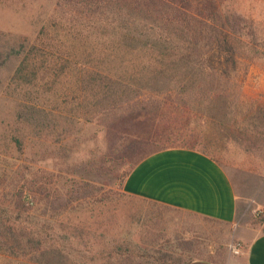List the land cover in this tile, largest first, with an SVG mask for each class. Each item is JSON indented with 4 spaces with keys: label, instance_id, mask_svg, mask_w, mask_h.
Masks as SVG:
<instances>
[{
    "label": "rangeland",
    "instance_id": "1",
    "mask_svg": "<svg viewBox=\"0 0 264 264\" xmlns=\"http://www.w3.org/2000/svg\"><path fill=\"white\" fill-rule=\"evenodd\" d=\"M57 1L0 0V176L3 172H15L14 179L7 176L0 180V195L5 194V201L12 199L14 180L30 176L31 171L38 170L40 177H47L48 173L52 183L61 185L73 178L70 172H74L75 164L87 163L81 177L96 191L94 201L54 219L58 236L71 256H88L94 264H183L193 259L226 257L228 245L234 240L232 226L128 197L113 179L96 173L105 152L103 125L91 117L67 116L64 109L69 102L82 101L68 92L81 83L87 84L81 72L82 78L73 77L75 71L72 74L78 70L74 62L80 61L87 50L76 40L73 44L72 38L70 44L62 47H54L49 42L52 40H36L40 30L52 21ZM217 1L222 11L236 21V67L230 74L216 72L198 78L182 74L184 78L178 79L184 80L180 83L186 86L171 82L168 88L162 84L164 79L158 80V88H154L147 77L134 78L126 80L127 85L123 83L122 87L127 99H154L160 115L186 121L194 137H181L177 146L191 145L218 161L240 195V219H261L264 208L251 197L264 181V0ZM104 33L103 47L98 44L100 37L88 38L90 44L94 43L93 48L98 45V52L104 48L105 53H125L139 50L146 43L130 32L123 38L110 28L104 29ZM20 42L40 55L45 66L54 58L52 63H58H50L52 74L44 80L50 83L56 77L53 82L57 86L45 85L42 88L49 91H36L35 104L42 111L36 133L25 117L15 114L17 98L9 87L10 83L15 86L12 77L17 65L9 50ZM162 47L166 48H158ZM88 55L91 64L94 55ZM98 66L96 70L104 74L110 70L106 65ZM53 90L60 92L54 94ZM16 139L21 141L20 145ZM31 215L43 213L35 206ZM113 255L116 260L110 261ZM45 259L35 258L27 264H65ZM8 263V259H0V264Z\"/></svg>",
    "mask_w": 264,
    "mask_h": 264
},
{
    "label": "trees",
    "instance_id": "2",
    "mask_svg": "<svg viewBox=\"0 0 264 264\" xmlns=\"http://www.w3.org/2000/svg\"><path fill=\"white\" fill-rule=\"evenodd\" d=\"M235 26V19L222 11L217 0L57 1L52 21L40 30L36 40H52L49 42L54 47H62L70 44L72 38L73 44L76 40L87 50L80 61L74 62V68L78 70L72 71L76 78H82L81 72L87 84L81 83L68 92L73 98L75 95L81 97L82 101L69 102L68 108L64 109H67V116L91 117L103 125L105 152L96 173L113 179L122 190L129 172L149 155L170 148L194 149L188 144L177 146L181 137H194L193 129L186 121L160 115V107L154 99H127L126 89L122 86L127 85L126 80L147 77V82L154 88H158L157 81L163 79L165 88L171 82L180 87L186 86V83H180L184 80L178 79L184 78L182 74L188 78L213 76L216 72L224 76L230 74L236 67ZM109 28L117 30L121 38L130 32L145 39L146 43L139 50L130 49L125 53L122 50L105 53L104 48L98 52V45L93 48L94 43L90 44L88 38L98 40L100 37L98 44L103 47L106 33L102 32ZM160 46L166 48H158ZM9 51L17 59L12 77L15 86L9 85L17 98L15 114L25 117L32 132L36 133L38 115L42 112L35 104L36 91H49L42 88L45 85L57 86L53 82L57 81L56 77L50 83L44 80L52 74V65L58 63H52L56 61L54 58L45 66L40 55L27 50L24 42L13 45ZM89 53L94 55L91 64ZM98 65H106L109 72L104 74L96 70ZM53 92L57 94L60 90ZM79 109L80 113L77 112ZM16 143L20 145L21 141L16 139ZM86 164H75L74 172H70L73 178L61 185L52 183L47 178L48 173L47 177H40L36 170L31 171L30 176L22 175L14 180L12 199L5 201L2 192L0 259H8V264H27L35 258L65 264H94L88 256H71L54 224L56 217L94 201L96 191L81 177ZM7 176L14 179L15 172H3L0 180H6ZM35 206L42 216L31 215ZM112 260H116L114 255Z\"/></svg>",
    "mask_w": 264,
    "mask_h": 264
},
{
    "label": "crops",
    "instance_id": "3",
    "mask_svg": "<svg viewBox=\"0 0 264 264\" xmlns=\"http://www.w3.org/2000/svg\"><path fill=\"white\" fill-rule=\"evenodd\" d=\"M122 192L143 202L233 227L232 239L240 243V254L193 259L185 264H264V217L240 219V195L226 169L210 155L187 148L158 151L129 172ZM253 197L255 204L264 208V181Z\"/></svg>",
    "mask_w": 264,
    "mask_h": 264
},
{
    "label": "built area",
    "instance_id": "4",
    "mask_svg": "<svg viewBox=\"0 0 264 264\" xmlns=\"http://www.w3.org/2000/svg\"><path fill=\"white\" fill-rule=\"evenodd\" d=\"M228 251L232 255H238L240 254L241 251V245L239 242L233 240L229 245H228Z\"/></svg>",
    "mask_w": 264,
    "mask_h": 264
}]
</instances>
